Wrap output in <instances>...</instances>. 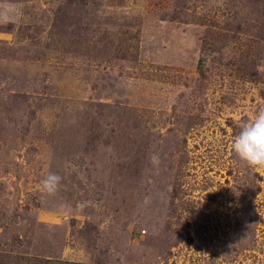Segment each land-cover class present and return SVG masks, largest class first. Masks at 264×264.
Instances as JSON below:
<instances>
[{"label": "rangeland", "instance_id": "374dc122", "mask_svg": "<svg viewBox=\"0 0 264 264\" xmlns=\"http://www.w3.org/2000/svg\"><path fill=\"white\" fill-rule=\"evenodd\" d=\"M3 13L0 264H264V168L231 149L264 108V0Z\"/></svg>", "mask_w": 264, "mask_h": 264}, {"label": "clouds", "instance_id": "9594fccd", "mask_svg": "<svg viewBox=\"0 0 264 264\" xmlns=\"http://www.w3.org/2000/svg\"><path fill=\"white\" fill-rule=\"evenodd\" d=\"M5 20L7 13L0 14ZM234 155L251 168H264V108H260L254 117L240 125V131L231 144ZM150 162L155 166L159 164L156 154L150 156ZM61 183V177L49 173L41 181V191L48 196H54Z\"/></svg>", "mask_w": 264, "mask_h": 264}]
</instances>
